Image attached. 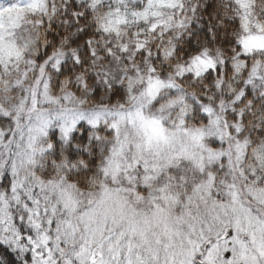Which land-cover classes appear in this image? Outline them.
Listing matches in <instances>:
<instances>
[{
    "label": "snow or ice",
    "instance_id": "1",
    "mask_svg": "<svg viewBox=\"0 0 264 264\" xmlns=\"http://www.w3.org/2000/svg\"><path fill=\"white\" fill-rule=\"evenodd\" d=\"M0 264H264V0H0Z\"/></svg>",
    "mask_w": 264,
    "mask_h": 264
}]
</instances>
